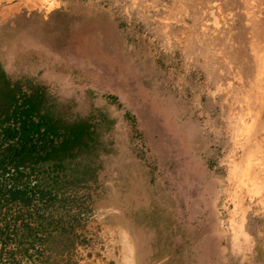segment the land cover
Here are the masks:
<instances>
[{"label":"rangeland","instance_id":"374dc122","mask_svg":"<svg viewBox=\"0 0 264 264\" xmlns=\"http://www.w3.org/2000/svg\"><path fill=\"white\" fill-rule=\"evenodd\" d=\"M1 72L94 138L0 201V264H114L119 225L126 264H264V0H0Z\"/></svg>","mask_w":264,"mask_h":264},{"label":"trees","instance_id":"16d2710c","mask_svg":"<svg viewBox=\"0 0 264 264\" xmlns=\"http://www.w3.org/2000/svg\"><path fill=\"white\" fill-rule=\"evenodd\" d=\"M44 87H28L0 73V201L16 207L32 205L24 178L26 171L56 167L90 146L94 133L84 121L67 123ZM41 205L48 203L51 191L36 183ZM35 195V196H36ZM1 231V227H0Z\"/></svg>","mask_w":264,"mask_h":264},{"label":"crops","instance_id":"0c3cea01","mask_svg":"<svg viewBox=\"0 0 264 264\" xmlns=\"http://www.w3.org/2000/svg\"><path fill=\"white\" fill-rule=\"evenodd\" d=\"M111 229L115 233V235H117V237H119L118 241H116V240L114 241V251L112 253L113 260L115 261L114 264H126V259L129 255L128 253L130 252V250H128V246H127L128 241H127L126 230L121 225L114 226ZM102 236L104 237V233ZM102 236H101V238H103ZM102 241H103V244H101L99 246L98 250L101 251V253L103 254V258H106L107 255L111 254L110 252L112 251V250H110V243H109L110 240L105 238V240L102 239L101 242ZM109 260L110 259H108V261ZM102 264H106V263L104 262Z\"/></svg>","mask_w":264,"mask_h":264}]
</instances>
